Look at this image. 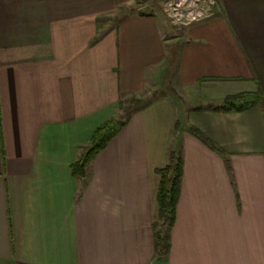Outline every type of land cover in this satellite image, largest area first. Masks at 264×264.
<instances>
[{"label": "crops", "instance_id": "0c3cea01", "mask_svg": "<svg viewBox=\"0 0 264 264\" xmlns=\"http://www.w3.org/2000/svg\"><path fill=\"white\" fill-rule=\"evenodd\" d=\"M217 1L173 28L147 0H0V264H264V0ZM163 77L203 98L179 127ZM242 91L262 99L208 108ZM124 112L74 176L96 129ZM172 149L184 173L159 258L157 169Z\"/></svg>", "mask_w": 264, "mask_h": 264}, {"label": "trees", "instance_id": "16d2710c", "mask_svg": "<svg viewBox=\"0 0 264 264\" xmlns=\"http://www.w3.org/2000/svg\"><path fill=\"white\" fill-rule=\"evenodd\" d=\"M262 97L258 92H239L228 95L223 104L208 108L218 111H241L246 110L261 101ZM133 102H140L133 99ZM123 102H120V106ZM201 108V107H199ZM197 108V109H199ZM127 123L126 119L117 117L110 119L100 125L94 132L88 146L83 148L78 160L71 165L72 174L78 178L86 176L89 163L103 150L108 142L114 138ZM190 131L200 138L206 145L223 157H227L225 151L202 132L198 127L191 126ZM161 180L158 190L159 214L154 224L155 248L159 258L168 256L171 247V236L177 217V205L181 195V185L184 173V156L180 149L171 150L168 162L157 169Z\"/></svg>", "mask_w": 264, "mask_h": 264}, {"label": "built area", "instance_id": "2783aa9c", "mask_svg": "<svg viewBox=\"0 0 264 264\" xmlns=\"http://www.w3.org/2000/svg\"><path fill=\"white\" fill-rule=\"evenodd\" d=\"M217 2V0H165L164 10L173 24L186 26L212 17Z\"/></svg>", "mask_w": 264, "mask_h": 264}, {"label": "rangeland", "instance_id": "374dc122", "mask_svg": "<svg viewBox=\"0 0 264 264\" xmlns=\"http://www.w3.org/2000/svg\"><path fill=\"white\" fill-rule=\"evenodd\" d=\"M143 1V0H141ZM147 4L142 8V10H149L150 8H154L156 9L157 13V17L160 19V21L162 22V24L165 26L166 25L169 27H173V28H179L180 26H176L175 24H173L171 22V20L169 19V17L167 16L165 10H163V4L165 3V0H147ZM158 83L156 85L158 91L157 94H165V95H173V97L177 100L178 103V107H179V119L177 121V126L180 124L182 125V121L183 116L181 115V111L183 109V112H187V107L194 102L195 104L201 103L203 102V98L198 97L196 100H194L192 103H190L189 100L184 99L183 96H181L180 92L176 91L175 88L172 87L171 84L168 83V80L166 78H162V79H158L157 80ZM245 92V91H242ZM239 93V92H238ZM149 97V96H148ZM225 100V99H224ZM205 102V101H204ZM224 102V101H223ZM223 102L221 104H223ZM125 112L122 114V118L125 119ZM182 116V117H181ZM179 127V126H178Z\"/></svg>", "mask_w": 264, "mask_h": 264}]
</instances>
